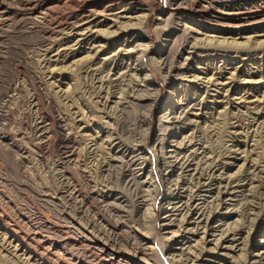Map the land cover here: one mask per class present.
Instances as JSON below:
<instances>
[{
	"label": "bare ground",
	"instance_id": "obj_1",
	"mask_svg": "<svg viewBox=\"0 0 264 264\" xmlns=\"http://www.w3.org/2000/svg\"><path fill=\"white\" fill-rule=\"evenodd\" d=\"M168 1L170 9L160 18L157 32L160 37H164L165 42L170 43L169 39L173 35L179 36L180 41L171 54H166L165 47L168 44L162 46L159 50V63L174 82L191 72L193 67L190 62L180 63L179 58L184 53L189 55L187 60L199 55V44L195 42L193 33L209 36L207 32H211L214 34L211 37L224 40L220 42L223 45L229 44L227 40L231 37V43L240 47L236 48L242 55L235 57L239 62L250 59L252 47L240 46L241 43L234 42L235 38H244L250 44L253 39L264 37V0ZM17 5L29 7V14L33 15L36 25H46L41 31L42 40L37 43L34 54L40 57L36 60L37 68L43 70L48 78H56L57 74L65 75L63 67L67 62L76 66L83 65L93 73L97 72V67H93V64L107 48L109 41L115 36L140 32V24L143 26L146 23L148 12L153 6L149 0H19ZM15 6L0 1L1 23L8 18ZM182 18L199 30L188 27L182 22ZM113 28L116 29L109 30ZM141 38L142 35H137L128 41ZM222 48L225 49L218 51L233 53L231 50L234 48L231 46ZM146 50L139 48L136 52L143 55ZM119 55L104 58V66L112 65L114 73L110 75L109 71L104 76L101 74L105 70L95 73L98 86L92 84L91 87L92 91H96V100L102 105H106L114 97L116 89L126 87L132 92L118 102L119 116L117 115L118 121L109 149L106 151L99 148L98 139L89 138L88 160L81 155L77 144L66 156L65 163H75L78 168L74 180L66 174L64 166L57 168L61 184L59 198L71 199L75 206L74 236H65L63 241L74 245L76 254L66 258L70 259L71 264H218L220 262L209 258L221 259L227 255V250L239 253L236 264H264V241L256 243L257 235L264 232V154H261L262 160H249L245 169L234 175L229 174L230 168L225 164L227 159L234 160L232 163L243 159L241 147H244L243 151L252 150L255 143L243 140L244 136L248 137L250 128L257 137L256 141L264 148V123L258 122L263 115L261 110L264 109V96L258 99L247 94L236 107L245 108L252 121L242 122L235 115L231 120L224 119L223 124L221 115L214 116L211 126L203 131L196 130L195 127L190 132L191 126L196 124L193 116L199 118L200 115V112H196L197 109L201 110L197 103L186 106L174 104L170 111L159 115L155 146L161 153L159 162L162 180L169 185L167 204L172 205L168 210L170 221L165 224V228L178 227L177 231H170L173 243L166 246L161 237L153 233L158 225V215L150 209L156 207L158 197L156 185L147 181L152 163L147 151L143 149V132L135 130L128 121H122L128 107L145 108L155 102L158 97L157 89L154 82L137 80L134 76L137 69L133 67H127V70L119 74L118 69L123 67L122 56ZM216 69L214 85H222L221 88L226 91H238L236 75L241 71L239 66L229 63ZM11 70L13 73H23V76H18L12 91L25 89L27 85L32 88L28 95L29 112L33 115L32 126L36 129V146L39 151L47 153L51 143L56 140L57 145L70 144L72 138L66 131L65 120L54 108L52 99L44 92L45 86L37 72L24 68L20 59L12 62ZM227 74L233 77H227ZM249 74L251 77L260 76L264 79V73L260 74L259 70ZM225 78L229 80L227 83L217 82ZM251 82L254 83L253 79ZM227 97L231 99L229 95ZM77 119L78 127H88L87 121L82 117ZM139 121L143 126L147 117H142ZM220 123L223 126H219ZM245 124L248 129L244 135L241 128ZM175 129L180 131L175 132ZM177 136L185 139L179 148L190 151V154L182 156L181 152H176V156L168 155L167 145L173 142L171 137ZM214 137L219 138L218 142L220 138L225 139H221L222 143H216V146L212 143ZM226 141L231 143L230 146H227ZM86 162L89 167L85 166ZM94 167L101 170L102 180L99 182L93 176ZM150 186L153 189H149ZM250 187L254 189L247 192ZM120 189H125L128 194ZM230 202L240 203L238 213L246 221L242 226L235 227L228 222L218 224L223 215L220 210ZM145 206L148 207L146 214L143 212ZM226 215L230 217V213ZM132 223H139L147 232L138 231ZM10 224L8 220L6 225L0 222V235L3 236L0 245L5 256L15 259L19 264H60L61 257L56 262L53 256L62 251L61 242H49L36 232L31 237L20 235L16 232L18 230L10 228ZM247 227L251 228L250 232L248 230L249 236L245 233ZM199 236L203 239V244H212L214 250L211 251L206 245L199 246L196 238ZM36 238H41L40 242L44 245L51 243L50 250H41L36 245L37 241L35 243Z\"/></svg>",
	"mask_w": 264,
	"mask_h": 264
},
{
	"label": "rangeland",
	"instance_id": "obj_2",
	"mask_svg": "<svg viewBox=\"0 0 264 264\" xmlns=\"http://www.w3.org/2000/svg\"><path fill=\"white\" fill-rule=\"evenodd\" d=\"M0 1L4 4L16 5L13 7L14 9L8 18L4 19L2 23L0 22V222L6 225V221L8 220L11 223L10 228L18 230L16 232L20 235L31 237L37 233L43 239H48L49 242H61L62 253L60 252L59 255L58 252L54 254V260L58 262L61 257L59 260L60 264H71L70 259L68 260L66 257L76 254V248L70 242H64L63 238L68 235L69 237L74 236L73 216L75 206L73 200H61L59 198L61 184L57 174V168L64 166L66 174L74 180L78 168L75 163H65L66 156L77 144L80 148L81 155L87 159L90 155L88 148L89 138H97L99 148H103L106 151L109 149L112 135L114 134V127L117 124L119 116L120 104L118 102L120 99L130 96L132 92L126 87L125 89H116L115 92L112 91V94L113 92L115 93L114 97L110 98L106 105H102L103 103H98L96 100V91H92L91 87L94 84L98 86V83L95 82L98 80L95 79V73L105 70L101 75H107L109 71L110 75H113V66H104L103 61L104 58L115 56V54L119 53L123 60L122 70L118 69L119 74L127 70V67H133L137 69L135 71L136 75H134L137 80H149L156 85L158 96L156 101L145 108L143 106L128 107L122 116V121H128L135 130L137 129L143 132V137L145 138V142L142 143L143 149L147 151V156L152 163L151 170L147 174V176L149 175L147 181L149 180L152 184L156 185L158 197L156 207H153V209L150 207V211L158 215V225L153 233H157L161 237L163 245H172V233L170 231L175 232L178 227L171 226L165 228V224L170 221V212L168 210L172 205L167 204L166 194L169 185L162 180L159 162L161 153H159L158 148L155 146V137L159 128V115L170 111L174 104L177 106L199 104L198 107L201 110L197 109L196 112H200V115L199 118L193 116V119H196L194 122L196 124L191 126L190 132H192L193 128L195 130V127L196 130H206L211 126L210 122H212L211 120L214 116H222L223 120L221 118V122L223 124L224 119L230 118L231 120L235 115L241 118L242 122L247 123L252 121V119H249L248 114H246L249 112L245 108L240 106V109H236V107H238V103L243 101L247 94H252L258 99H262L264 96V82L262 81L264 79H261L260 76L251 77L249 74V72L258 70L260 74L264 73V48L261 47L264 46V37L253 39V42H250V44H247L248 41L244 38H235L234 42L241 43L240 46L245 47L250 45L252 47L250 53L248 51L250 59L245 62H239L235 57L242 55L237 50L240 47L235 43H231V41L233 42L231 37L227 40L229 41L227 45L234 48L231 50L233 53L225 50L218 51L225 49L222 46L227 47V45L220 43L224 41L222 38L218 40L211 37L214 35L213 33L207 32L209 36L197 32L193 33V36L196 38L195 42L197 45L199 44V55L194 58L190 57L191 59L187 60L186 58L189 55L184 53L179 58L180 63L190 62L193 67L191 72L185 73L177 82H174L168 77L165 70L161 69L159 50L164 44H168V47H165L166 54H171L176 49L180 37L173 35L169 39L171 41L169 43L165 42L164 37H160L157 32V27L160 26V18L169 11L171 4L168 0H149L153 6L148 12L146 23L143 26L140 24L141 31L137 33L132 32L130 35L124 34L113 37L104 52L99 55L96 63L93 64V67H97V72L93 73V71H90L83 65L76 66L67 62L64 64L66 66L63 67L65 69V75L57 74L55 76L56 78H48L43 70L37 68L38 62L36 60L40 59V57L34 54L38 47L37 43L42 40L41 31L46 25H36L32 18L33 15L31 16L29 14V7L17 5L19 0ZM181 20L188 27L199 30L197 26H194L185 18ZM115 29L109 30L112 31ZM137 35H142V38L137 41L134 39L132 42L128 41V39H132ZM139 48L147 49L145 54L140 55V52H136ZM219 53L225 55H215ZM18 59L23 61L24 68L32 72L36 71L39 78H41L40 80L43 82V86H45L44 92L52 99L54 108L65 120L66 128L68 129L66 131H68L72 138L70 144L60 143L59 146L56 140L51 143V147L47 153L42 154L39 151L38 146H36V129L32 126L33 115L29 112L28 95L32 92V88L30 85H27L25 89L21 88L18 91H12L18 76H23V73H13L11 70L12 62ZM229 63H234L241 70L236 75V88L238 91L234 92L222 89V85H214V82H216V75L214 76L217 70L216 68L223 67L224 65L227 66ZM227 77H233V75L227 74ZM252 79L254 83L251 82ZM203 81L204 84H202ZM227 81H229L228 78H225L217 82L227 83ZM228 95L231 99L227 97ZM261 111L263 115L259 118L258 122L264 123V109ZM80 117L88 123V127L85 129L78 127L77 118ZM142 117H147V121L143 126L140 125L139 121ZM220 124L219 126H223L222 123ZM245 127L241 128L244 135L247 131L246 129H248V127ZM178 131L180 129H175V132ZM251 131L252 128L249 129L248 137L244 136L243 140L255 143L251 148L252 150L243 151L244 147H241L242 160L233 163L232 161L234 160H226L227 163L225 164L230 168L229 174L231 175L244 170L249 160L259 162L262 156L261 154H264V148L256 141L257 137ZM218 139L217 137L212 139V143H218L219 145L222 143L221 139L224 140L225 138H220V142H218ZM171 140L173 142L167 145L166 149L168 155L176 156V152H181L182 156L188 153L190 154V151L179 148L184 143L185 139L183 137H171ZM226 144L230 146L231 143L226 141ZM88 165L86 162L85 166L89 167ZM93 171V176L97 182L102 180L101 170L94 167ZM149 189H153V186H150ZM253 189V187H250L247 192H251ZM120 191L127 193L125 189H120ZM239 207L240 203L238 204L237 202H230L225 205V208L220 210V214L223 215L221 217L222 221H219L218 224L228 222L235 227L242 226L246 221L238 213ZM147 208L145 206V209H143L145 214L148 212ZM226 213H230L228 215L230 217H227ZM132 224L135 225L134 227L138 231L141 230L143 233L146 231L144 228H141L142 225L139 223ZM191 226L193 227L192 224ZM246 230L247 232L245 233L247 236L248 230L250 232L251 228L247 227ZM201 236L196 237L200 243L199 246L206 245L213 251L214 246L212 244H203ZM0 238L1 244L3 236L0 235ZM40 239H35V243L37 241L36 245L40 249L42 248L41 250L43 251H49L51 243L44 245L43 242H40ZM208 239H212V237H208ZM262 241H264V232L256 237V243L260 244ZM159 243L157 244L159 245ZM195 243L193 242V244ZM191 250L195 251V248L191 247ZM225 253L227 255L221 257V259L212 257L209 259L220 262L218 264H236L235 262L239 260V253H233L227 250H225ZM62 257L64 258L62 259ZM15 261V259L5 256V252H2L0 245V264H19ZM63 261L65 262L63 263Z\"/></svg>",
	"mask_w": 264,
	"mask_h": 264
}]
</instances>
